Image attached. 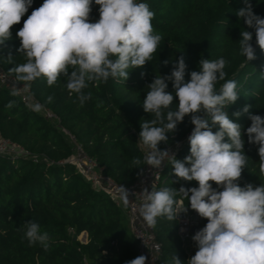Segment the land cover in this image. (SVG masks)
I'll list each match as a JSON object with an SVG mask.
<instances>
[{
	"label": "trees",
	"instance_id": "obj_1",
	"mask_svg": "<svg viewBox=\"0 0 264 264\" xmlns=\"http://www.w3.org/2000/svg\"><path fill=\"white\" fill-rule=\"evenodd\" d=\"M137 2L148 4L154 12L153 32L162 36L157 52L144 66L128 69L126 81L110 77L107 82H89L83 91L91 92L92 98L82 106L77 95L67 89L66 77L60 76L49 86L44 77L31 82L18 81L12 71L26 62L24 53L18 52L21 42L16 33L43 0H33L21 22L13 25L11 38L0 44V69L17 82L27 84L32 98L57 118V123L51 122L0 85V136L19 143L38 157L34 161L30 157L0 155V264H126L138 257L137 242L129 232L124 210L105 193L93 188L66 162L71 145L61 128L74 135L103 174L117 183L132 184L146 165L139 147L141 123L154 119L142 107L147 85L156 76L170 75L181 56L187 65L185 81L190 80L191 71L200 70L201 59L222 57L226 60L225 80L218 81L215 88L219 92L227 80L237 82L240 96L225 109L229 118L241 125L243 151L248 161L237 183L241 187L249 183L264 184L259 146L248 143L246 134L251 125L249 113L264 117V51L256 44L255 29L247 27L236 14L244 7V0ZM250 2L253 12L264 18V0ZM91 8L89 20L96 22L99 5L93 0ZM244 30L253 33L256 59L252 61L241 54L239 41ZM164 61L169 63L166 65ZM166 83L167 91L174 96L170 108L175 110L178 98L172 81ZM49 96L53 97L51 102L47 101ZM246 105L250 106L249 113L242 112ZM237 111L241 112L239 117L233 115ZM193 128L191 116L186 115L174 132L167 133V142H161L158 149L177 144L175 157L183 160L190 155L188 137ZM218 130V125L213 127V132ZM134 158L141 160L139 166L132 164ZM171 159L166 160L160 170L161 181L154 191L174 189L175 203L181 199L190 206L179 189L198 187V182L177 178ZM210 183L213 188L222 190L214 182ZM31 219L49 233L48 250L38 243L29 246L24 238L25 222ZM82 232L86 233L85 241L78 239ZM154 232L161 243L162 264H171L173 255L186 264L176 219L157 217Z\"/></svg>",
	"mask_w": 264,
	"mask_h": 264
},
{
	"label": "clouds",
	"instance_id": "obj_2",
	"mask_svg": "<svg viewBox=\"0 0 264 264\" xmlns=\"http://www.w3.org/2000/svg\"><path fill=\"white\" fill-rule=\"evenodd\" d=\"M94 2L99 5L96 22L89 20L93 0H43L31 12L16 33L21 42L18 52L26 57L25 63L12 69L18 81L31 82L44 77L51 86L64 76L67 89L77 95L82 106L92 98L91 92L83 91L89 82H107L110 77L126 81L128 69L142 67L153 59L162 36L153 32L154 12L148 4L137 0ZM32 3L33 0H0V44L11 38L13 25L21 22ZM236 14L247 27L255 29L256 44L264 51V18L253 12L250 0H244V7ZM252 40V32H241L240 50L248 61L256 59ZM226 63L222 57L201 59L200 70L191 71L190 80L185 81L187 65L181 56L170 75L156 76L147 85L142 102L143 110L154 116L151 121L141 123L139 133V141L149 149L145 156L147 165L160 168L171 157L177 178L198 182V187L179 189L191 209L208 221L192 236L198 250L187 264H264V184L241 187L237 183L248 161L243 151L241 125L233 122L225 110L240 96L237 82L227 80L219 92L215 88L218 81L225 80ZM166 81H172L178 98L175 110L170 108L174 96L167 91ZM11 94L16 95V90ZM52 99L49 96L47 101ZM41 107L35 104L33 110L39 111ZM249 108L246 105L242 112L249 113ZM186 115L191 116L194 125L188 137L190 155L179 160L170 151L159 150L158 145L167 142V133L174 132ZM233 115L239 117L241 112ZM249 119L248 143L259 146L264 173V117L249 113ZM217 125L219 130L213 132ZM132 164L139 166L141 160L134 158ZM210 182L222 190L213 188ZM119 192L123 203L128 205V189L120 186ZM174 196L175 190L171 188L158 191L145 188L139 215L149 227L155 226L157 217L176 218ZM24 238L29 246L38 243L44 250L50 246L49 233L42 231L33 219L25 222ZM146 259L140 255L126 264H146ZM171 264L182 261L173 255Z\"/></svg>",
	"mask_w": 264,
	"mask_h": 264
},
{
	"label": "built area",
	"instance_id": "obj_3",
	"mask_svg": "<svg viewBox=\"0 0 264 264\" xmlns=\"http://www.w3.org/2000/svg\"><path fill=\"white\" fill-rule=\"evenodd\" d=\"M0 85L7 89L17 92L21 100L28 105V101L36 102L30 95L28 85L19 83L13 77L6 75L0 69ZM41 113L51 122L57 123L56 115L49 109L41 107ZM62 132L67 137L71 145V153L66 159V162L73 165L75 170L95 189L102 191L109 196L112 201L121 207L126 215L129 232L137 242L138 256L144 255L147 257L146 264H162L161 243L156 238L154 227H149L143 218L139 215V207L144 200L142 198V191L147 188L149 191H154L159 186L161 181L160 170L164 166L165 161L162 162L160 168H153L145 165L141 175L130 185H123L115 182L112 178L102 173L101 168L96 161L90 157L82 145L76 141L73 134L61 128ZM144 157L149 151L142 144L139 145ZM178 145H165L163 150L170 151L171 154L176 153ZM0 155L22 156L30 157L34 161L38 159L37 156L32 155L27 149L22 147L19 143L8 138L0 136ZM171 159V157L167 158ZM120 186L125 187L129 191V203L125 205L121 199L119 192ZM187 209V211H184ZM174 211L177 221V234L180 238L182 246L186 252V264L190 257L195 255L198 250L196 243L192 240V236L200 230L201 218L196 211L192 210L190 206H186L181 199H178L174 205ZM196 228V229H193ZM84 241V240H83Z\"/></svg>",
	"mask_w": 264,
	"mask_h": 264
},
{
	"label": "rangeland",
	"instance_id": "obj_4",
	"mask_svg": "<svg viewBox=\"0 0 264 264\" xmlns=\"http://www.w3.org/2000/svg\"><path fill=\"white\" fill-rule=\"evenodd\" d=\"M36 103L34 102V101H28V105L29 106H34ZM41 110V109H40ZM39 110V112H41ZM55 123V122H54ZM61 131H62V129H61ZM65 135V134H64ZM67 138V137H66ZM68 140V139H67ZM207 221H206V219L205 218H203V220H202V222L200 223V229H202L207 223H206ZM78 239L79 240H84L85 241V239H83V233H81L79 236H78Z\"/></svg>",
	"mask_w": 264,
	"mask_h": 264
},
{
	"label": "water",
	"instance_id": "obj_5",
	"mask_svg": "<svg viewBox=\"0 0 264 264\" xmlns=\"http://www.w3.org/2000/svg\"><path fill=\"white\" fill-rule=\"evenodd\" d=\"M193 229H196V228H193ZM82 233H83V239H86V233L85 232H82Z\"/></svg>",
	"mask_w": 264,
	"mask_h": 264
},
{
	"label": "crops",
	"instance_id": "obj_6",
	"mask_svg": "<svg viewBox=\"0 0 264 264\" xmlns=\"http://www.w3.org/2000/svg\"><path fill=\"white\" fill-rule=\"evenodd\" d=\"M206 221H207V220H206ZM207 222H208V221H207ZM207 222H206V223H207ZM85 240H86V239H85Z\"/></svg>",
	"mask_w": 264,
	"mask_h": 264
}]
</instances>
